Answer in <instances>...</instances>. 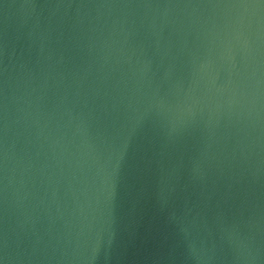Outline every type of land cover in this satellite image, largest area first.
<instances>
[{
	"label": "water",
	"instance_id": "water-1",
	"mask_svg": "<svg viewBox=\"0 0 264 264\" xmlns=\"http://www.w3.org/2000/svg\"><path fill=\"white\" fill-rule=\"evenodd\" d=\"M0 264H264V0H0Z\"/></svg>",
	"mask_w": 264,
	"mask_h": 264
}]
</instances>
